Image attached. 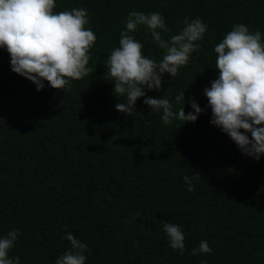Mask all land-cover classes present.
<instances>
[{"label":"trees","instance_id":"16d2710c","mask_svg":"<svg viewBox=\"0 0 264 264\" xmlns=\"http://www.w3.org/2000/svg\"><path fill=\"white\" fill-rule=\"evenodd\" d=\"M72 8L87 9L96 41L90 71L67 90L47 81L37 90L0 48V235L19 229L9 256L54 264L69 232L86 244L85 264H264V155L243 154L210 124L203 95L217 75L213 47L232 25L264 38V0H56L54 11ZM129 11L159 12L171 29L165 40L186 17L207 24L177 75L145 90L159 98L185 89L203 110L195 122L165 125L144 97L133 116L115 108L125 97L114 94L104 62ZM131 34L145 56L161 59L146 29ZM161 221L180 226L183 252L169 247ZM201 240L211 253L192 255Z\"/></svg>","mask_w":264,"mask_h":264},{"label":"clouds","instance_id":"9594fccd","mask_svg":"<svg viewBox=\"0 0 264 264\" xmlns=\"http://www.w3.org/2000/svg\"><path fill=\"white\" fill-rule=\"evenodd\" d=\"M56 0H0V48L10 56V70L32 81L37 90L47 81L52 88L62 91L90 71V49L96 35L89 25L85 8L54 11ZM183 27L168 37L162 33L171 29L159 12L129 11L119 33L118 46L108 53L104 65L114 94L125 97L115 108L134 115L137 98L150 110L160 113L165 125L173 121L195 122L203 111L194 99L185 101L184 90L174 97L159 98L145 95V90H160L164 73L175 77L188 63L190 55L200 45L207 24L199 17L183 20ZM139 27L146 29L150 40L162 49L161 59L155 60L142 53L143 44L134 39ZM216 78L205 87L203 95L211 109L210 124L217 126L245 155L259 159L264 155V38L259 29L250 31L243 23L232 25L213 47ZM187 103L191 109L184 111ZM174 105H182L174 109ZM179 125V126H180ZM243 130V131H241ZM250 133V137L249 134ZM187 189L192 190L188 176L183 177ZM168 245L174 251H184V234L180 226L161 221ZM19 229L13 228L0 235V264H20L19 257L9 256ZM70 248L55 258L54 264H85L88 249L85 243L65 232ZM207 241L190 250L210 254ZM206 264V262H202Z\"/></svg>","mask_w":264,"mask_h":264}]
</instances>
